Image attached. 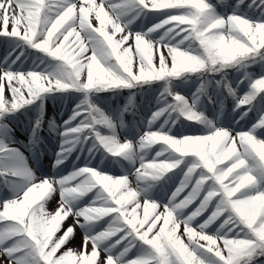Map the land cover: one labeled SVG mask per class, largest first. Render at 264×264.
Returning <instances> with one entry per match:
<instances>
[{"label": "snow or ice", "instance_id": "obj_1", "mask_svg": "<svg viewBox=\"0 0 264 264\" xmlns=\"http://www.w3.org/2000/svg\"><path fill=\"white\" fill-rule=\"evenodd\" d=\"M0 258L264 264V0H0Z\"/></svg>", "mask_w": 264, "mask_h": 264}, {"label": "rangeland", "instance_id": "obj_2", "mask_svg": "<svg viewBox=\"0 0 264 264\" xmlns=\"http://www.w3.org/2000/svg\"><path fill=\"white\" fill-rule=\"evenodd\" d=\"M256 70H258V69H256ZM49 106H52V104L50 103ZM61 106H62V105H59V108H60ZM43 163H44V167H45L48 171H50V167H49L50 163H48L46 160H44ZM68 170H69V169H68ZM178 182H179V178H177V180L174 182V184H178ZM55 206H56V205H55ZM52 209H54V207H53V208H49V210H52ZM71 223H72V219L69 218V219L66 221V226H67L68 224H71ZM81 239H82V234H81L80 230L77 229L76 238H75V240L72 242V244H71L70 246H72V247H78V246L80 245V243H81ZM0 264H5V261H4L3 258H0Z\"/></svg>", "mask_w": 264, "mask_h": 264}, {"label": "bare ground", "instance_id": "obj_3", "mask_svg": "<svg viewBox=\"0 0 264 264\" xmlns=\"http://www.w3.org/2000/svg\"><path fill=\"white\" fill-rule=\"evenodd\" d=\"M57 109H60L61 111H66V108H65V106H61L60 108H59V105H56V106H49L48 105V114H49V116H53V115H55V117H56V119L57 120H60L62 117L60 116V114H59V112L57 111ZM63 118H66V116H64ZM44 160H46L48 163H50L49 162V159H44ZM49 167H50V165H49ZM71 167H72V165L69 163V165H68V169L69 170H71ZM45 168V167H44ZM45 170L46 171H48L46 168H45ZM56 201L55 200H53L49 205H48V208H55L56 206Z\"/></svg>", "mask_w": 264, "mask_h": 264}, {"label": "trees", "instance_id": "obj_4", "mask_svg": "<svg viewBox=\"0 0 264 264\" xmlns=\"http://www.w3.org/2000/svg\"><path fill=\"white\" fill-rule=\"evenodd\" d=\"M213 2H216V0H213ZM230 2H232V0H230Z\"/></svg>", "mask_w": 264, "mask_h": 264}]
</instances>
